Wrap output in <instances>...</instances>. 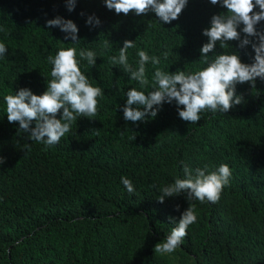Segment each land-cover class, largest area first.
<instances>
[{"label": "trees", "instance_id": "trees-1", "mask_svg": "<svg viewBox=\"0 0 264 264\" xmlns=\"http://www.w3.org/2000/svg\"><path fill=\"white\" fill-rule=\"evenodd\" d=\"M225 11L189 0L177 20L161 25L154 13L116 14L103 0H78L73 12L65 0H0V41L9 48L0 61V264H264V82L256 89L237 85L245 102L225 115L204 112L190 124L174 104H165L155 119L137 126L124 121L122 106L126 91L139 85L108 61L132 40L130 63L137 48L168 53L148 66L149 80L156 68L197 71L208 40L202 32ZM90 14L101 19L100 27L86 26ZM56 16L78 25L77 44L46 27ZM61 47L102 53L95 67L81 70L105 95L95 117L78 118L57 146L45 149L18 133V122H8L2 97L21 87L42 94L51 78L46 57ZM215 50L224 51L219 44ZM254 55L250 46L241 52L245 63ZM181 161L210 170L229 166L230 183L217 202H189L187 193L158 201L152 185L183 178ZM122 176L132 180L134 194L121 185ZM190 204L197 221L182 245L155 254L174 227L170 218L178 220Z\"/></svg>", "mask_w": 264, "mask_h": 264}, {"label": "clouds", "instance_id": "clouds-1", "mask_svg": "<svg viewBox=\"0 0 264 264\" xmlns=\"http://www.w3.org/2000/svg\"><path fill=\"white\" fill-rule=\"evenodd\" d=\"M208 2L227 11L214 14L202 32L208 40L200 48L199 62L203 67L199 70L177 69L173 72L156 68L149 80L148 66L155 68L161 64V56L168 59V53L149 55L146 50L137 48L136 59L130 63L128 50L136 48L132 40H125L119 47V54L108 58L111 65L119 67L129 80L139 85V88L131 87L125 93L127 98L122 106L124 121L138 126L155 119L165 104H174L180 119L196 124L204 112L225 115L234 106L244 103V94L237 93V85L247 83L256 89L258 80L264 82V24L261 23L264 22V0ZM103 3L116 14L140 16L154 13L155 20L164 25L177 20L189 0H103ZM77 4L78 0H65L68 12H73ZM85 24L95 29L101 26L102 21L95 14H90ZM46 27L59 29L64 33V41L70 40L72 44L80 41L79 27L72 19L56 16L46 21ZM217 44L223 52H216ZM249 46L255 55L251 63H245L241 52ZM229 48L232 49L230 52L225 51ZM8 50L7 45L0 41V61L5 59ZM98 55L102 53L76 47H61L55 55H47L51 78L47 77V87L42 94L21 87L14 94L2 97L8 122H18L17 132L23 133L30 142L42 144L45 149L57 146L78 118L92 119L97 115L98 101L105 95V90L94 86L81 68L95 67ZM3 163L4 158L0 157V165ZM180 163L183 165V178L177 177L165 185H152L159 193L157 199L160 203L183 193H187L189 202L215 203L220 199L222 189L230 183L232 173L226 164L210 170L208 164L193 168L183 161ZM120 183L130 195L135 193L131 179L122 176ZM170 219L174 227L155 245V254L174 253L182 245L189 226L197 221V215L190 204L178 220Z\"/></svg>", "mask_w": 264, "mask_h": 264}]
</instances>
